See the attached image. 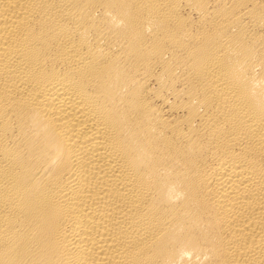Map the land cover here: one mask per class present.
I'll return each mask as SVG.
<instances>
[{
    "label": "bare ground",
    "instance_id": "1",
    "mask_svg": "<svg viewBox=\"0 0 264 264\" xmlns=\"http://www.w3.org/2000/svg\"><path fill=\"white\" fill-rule=\"evenodd\" d=\"M0 264H264V0H0Z\"/></svg>",
    "mask_w": 264,
    "mask_h": 264
}]
</instances>
